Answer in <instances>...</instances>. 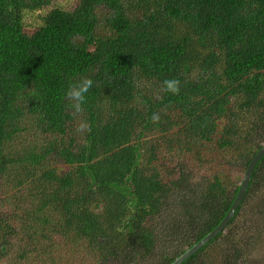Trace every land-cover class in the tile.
Returning a JSON list of instances; mask_svg holds the SVG:
<instances>
[{
	"label": "trees",
	"instance_id": "trees-1",
	"mask_svg": "<svg viewBox=\"0 0 264 264\" xmlns=\"http://www.w3.org/2000/svg\"><path fill=\"white\" fill-rule=\"evenodd\" d=\"M263 145L264 0H0V264H170ZM263 242L264 155L180 264H264Z\"/></svg>",
	"mask_w": 264,
	"mask_h": 264
},
{
	"label": "clouds",
	"instance_id": "clouds-1",
	"mask_svg": "<svg viewBox=\"0 0 264 264\" xmlns=\"http://www.w3.org/2000/svg\"><path fill=\"white\" fill-rule=\"evenodd\" d=\"M94 81L88 76H82L73 81H70L67 89L64 92V100L66 109L72 113L74 117L80 116L84 112V104L86 103V95L93 87ZM180 81L176 78L165 79L162 85L154 95V99L161 100L164 95H179ZM151 121L154 124L161 122L159 113H153ZM75 131L83 136L91 131V126L86 120H79L76 124Z\"/></svg>",
	"mask_w": 264,
	"mask_h": 264
},
{
	"label": "water",
	"instance_id": "water-1",
	"mask_svg": "<svg viewBox=\"0 0 264 264\" xmlns=\"http://www.w3.org/2000/svg\"><path fill=\"white\" fill-rule=\"evenodd\" d=\"M264 155V145L257 151V153L254 155V157L251 159L249 164L247 165L244 175L242 177L239 189L237 191L236 197L231 204L229 210L225 214L224 218L220 221V223L211 231L209 232L205 237H203L201 240H199L196 244H194L191 248L187 249L183 254L179 255L172 263L170 264H180L185 259H187L191 254L196 252L201 246H203L205 243H207L209 240H211L214 236H216L217 233L222 231L227 223L230 221V219L233 217L237 207L239 206L240 201L243 199L248 182L250 180L253 168L255 167L256 163L259 161V159Z\"/></svg>",
	"mask_w": 264,
	"mask_h": 264
},
{
	"label": "rangeland",
	"instance_id": "rangeland-1",
	"mask_svg": "<svg viewBox=\"0 0 264 264\" xmlns=\"http://www.w3.org/2000/svg\"><path fill=\"white\" fill-rule=\"evenodd\" d=\"M59 5H61V7H63V8H67V4L66 3H64V2H61ZM201 177V172H199V174H197V176L195 177V180H198L199 178ZM241 178H242V176H241ZM165 243H169V240L168 239H166L165 240ZM168 246V245H167ZM166 246V247H167ZM261 251H264V242L261 244V247L258 249V251H257V253H258V255L260 256V254H261ZM255 257H258V256H254V258Z\"/></svg>",
	"mask_w": 264,
	"mask_h": 264
}]
</instances>
